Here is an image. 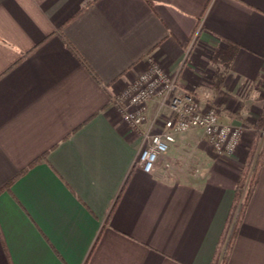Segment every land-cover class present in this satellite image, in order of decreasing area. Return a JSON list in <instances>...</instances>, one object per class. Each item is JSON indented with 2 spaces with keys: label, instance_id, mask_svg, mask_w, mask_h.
<instances>
[{
  "label": "crops",
  "instance_id": "obj_1",
  "mask_svg": "<svg viewBox=\"0 0 264 264\" xmlns=\"http://www.w3.org/2000/svg\"><path fill=\"white\" fill-rule=\"evenodd\" d=\"M209 46L235 50L218 90ZM151 57L245 127L235 153L194 129L136 164L112 99ZM263 109L264 0H0V264H211ZM228 264H264V158Z\"/></svg>",
  "mask_w": 264,
  "mask_h": 264
},
{
  "label": "built area",
  "instance_id": "obj_2",
  "mask_svg": "<svg viewBox=\"0 0 264 264\" xmlns=\"http://www.w3.org/2000/svg\"><path fill=\"white\" fill-rule=\"evenodd\" d=\"M189 50L184 63L189 60ZM148 62L147 68L112 99L122 118L142 140L136 164L145 172L153 171L159 157L169 151L177 136L194 129L204 132L218 154L235 153L243 139L242 127L223 122L219 106L204 107L195 95L181 93L177 75L166 70L156 58L151 57ZM156 97L172 115H157L145 128L149 102Z\"/></svg>",
  "mask_w": 264,
  "mask_h": 264
},
{
  "label": "trees",
  "instance_id": "obj_3",
  "mask_svg": "<svg viewBox=\"0 0 264 264\" xmlns=\"http://www.w3.org/2000/svg\"><path fill=\"white\" fill-rule=\"evenodd\" d=\"M232 47L233 46L228 49L216 48L212 56V61H214L218 66L216 67L213 76V81L217 90L222 87L225 79V70L229 67L234 57L235 50ZM222 66H224L225 69H223ZM263 127L264 120L261 118L256 125L254 139L249 148V154L236 187L235 197L230 213L211 264H228L229 252L233 246L238 225L253 194L257 177L261 170V163L264 158V140L259 153L257 151L258 146L260 145V138L262 136L261 129Z\"/></svg>",
  "mask_w": 264,
  "mask_h": 264
},
{
  "label": "rangeland",
  "instance_id": "obj_4",
  "mask_svg": "<svg viewBox=\"0 0 264 264\" xmlns=\"http://www.w3.org/2000/svg\"><path fill=\"white\" fill-rule=\"evenodd\" d=\"M197 33V32H196ZM197 35H198V33L197 34H195V38L193 39V41H192V46L191 47H193V45H194V43L196 42V40H197ZM191 49V48H190ZM204 56H203V69H204V71H206V72H202V74L204 75V78L205 79H207V81H205V83L206 84H210L208 81H209V78H211L212 76H214V72H215V70H216V67H217V64L214 62V61H212V56H213V54H214V52H215V48H214V46H209V47H206L204 50ZM209 73V74H208ZM212 79H213V77H212ZM190 94V93H189ZM192 94V93H191ZM197 97V96H196ZM243 97L242 98H239V100H237L236 102H234L232 105H231V107L233 108V109H236V111H239V107L243 104ZM210 106H212V105H210ZM217 106H219L222 110H223V108H222V106H220V105H217ZM264 110V109H263ZM223 112L221 111V120L223 121V122H226V123H233V124H237V123H235L234 121H231V120H229L228 118H226L225 116H224V118H222V114ZM230 113H235V112H233V111H230ZM262 118V120H264V111H261V114H260V117L258 118V121L260 120ZM237 125H239V124H237ZM241 127H242V129H243V139H242V142H244L243 140H245L244 138L246 137V135H247V132H246V130H245V127L244 126H242V125H240ZM264 127L261 129V133H262V136H261V138H260V145L258 146V153H259V151H260V147L262 146V144H263V140H264ZM242 142H241V145H242Z\"/></svg>",
  "mask_w": 264,
  "mask_h": 264
}]
</instances>
